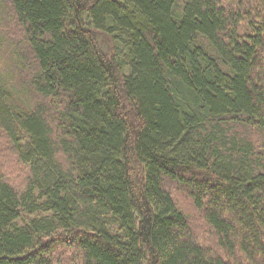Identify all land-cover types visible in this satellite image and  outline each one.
<instances>
[{
    "label": "trees",
    "instance_id": "1",
    "mask_svg": "<svg viewBox=\"0 0 264 264\" xmlns=\"http://www.w3.org/2000/svg\"><path fill=\"white\" fill-rule=\"evenodd\" d=\"M0 264H264V0H0Z\"/></svg>",
    "mask_w": 264,
    "mask_h": 264
},
{
    "label": "rangeland",
    "instance_id": "2",
    "mask_svg": "<svg viewBox=\"0 0 264 264\" xmlns=\"http://www.w3.org/2000/svg\"><path fill=\"white\" fill-rule=\"evenodd\" d=\"M106 40H108V39L106 38ZM108 41H110V40H108ZM110 44L113 45L112 41L110 42ZM108 47H110V46L108 45ZM122 54H123V52H122ZM2 146H3V145H2Z\"/></svg>",
    "mask_w": 264,
    "mask_h": 264
}]
</instances>
